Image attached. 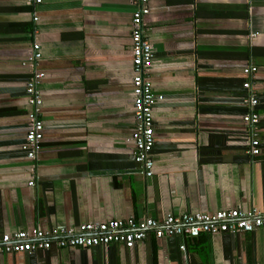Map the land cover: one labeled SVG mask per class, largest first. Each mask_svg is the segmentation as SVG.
Here are the masks:
<instances>
[{
	"label": "crops",
	"instance_id": "crops-1",
	"mask_svg": "<svg viewBox=\"0 0 264 264\" xmlns=\"http://www.w3.org/2000/svg\"><path fill=\"white\" fill-rule=\"evenodd\" d=\"M154 57L152 174L134 160L131 0H0V234L114 218L264 207V0H148ZM37 19L34 20L33 17ZM43 138L21 148L31 109V42ZM252 91L259 153L249 152L243 85ZM34 176V184L29 180ZM184 245V250L180 245ZM264 228L156 238L132 248L54 245L5 252L0 264H251Z\"/></svg>",
	"mask_w": 264,
	"mask_h": 264
},
{
	"label": "built area",
	"instance_id": "built-area-1",
	"mask_svg": "<svg viewBox=\"0 0 264 264\" xmlns=\"http://www.w3.org/2000/svg\"><path fill=\"white\" fill-rule=\"evenodd\" d=\"M40 2V0H26ZM135 9L130 18V49H131V83L133 93L134 128L130 138L134 145V160L144 175L152 174L153 159L151 147L154 142L153 108L162 94L156 92L149 79V69L153 62V51L146 31V15L150 12L148 0H131ZM37 19L36 16L33 17ZM41 57L40 45L33 40L25 63L33 66L30 78L26 84L28 102L31 106L27 114V132L21 148L27 157L35 159L43 138V122L39 117L42 98L39 84L43 72L37 69L36 63ZM256 71L255 65H247L243 73L248 77L244 80L246 94L242 104L247 111L242 121L248 125L247 143L249 152L259 153L256 123L259 114L254 110L257 98L252 91V75ZM34 184V176L29 180ZM264 228V207L260 211H243L240 208L220 209L209 212L166 213L161 218H114L104 221H84L76 226H54L50 228L34 227L32 229L17 230L0 234V254L5 252H31L36 249H48L52 245L64 247H89L93 245L107 246L119 243L127 248L134 247L151 233L156 238H163L173 234L182 237H196L200 234L215 235L223 232H246ZM184 250V245H180ZM251 264H264L258 260Z\"/></svg>",
	"mask_w": 264,
	"mask_h": 264
}]
</instances>
